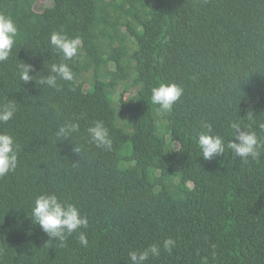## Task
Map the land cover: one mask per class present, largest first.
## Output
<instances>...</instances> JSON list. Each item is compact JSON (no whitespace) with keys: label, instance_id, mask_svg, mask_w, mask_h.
<instances>
[{"label":"trees","instance_id":"16d2710c","mask_svg":"<svg viewBox=\"0 0 264 264\" xmlns=\"http://www.w3.org/2000/svg\"><path fill=\"white\" fill-rule=\"evenodd\" d=\"M38 1L0 0L19 30L0 63V105L18 110L0 131L20 145L0 177V264H131L129 251L154 243L145 264H264V150L244 161L227 147L233 121L264 137V0ZM52 32L82 39L58 89L39 84L62 62ZM21 62L35 80L19 81ZM160 82L184 90L168 115L150 99ZM94 121L110 151L91 142ZM68 122L79 131L58 140ZM205 124L225 141L211 161L197 146ZM53 192L87 216V247L32 223L36 197Z\"/></svg>","mask_w":264,"mask_h":264},{"label":"clouds","instance_id":"9594fccd","mask_svg":"<svg viewBox=\"0 0 264 264\" xmlns=\"http://www.w3.org/2000/svg\"><path fill=\"white\" fill-rule=\"evenodd\" d=\"M19 30L11 16L0 12V63L7 61L10 57L14 45L17 43ZM50 44L62 56V62L53 63L50 67V74L42 76L39 84L49 88L58 89V79L62 81H73L74 73L66 61L77 58L82 47L80 36L69 37L62 32H52L50 34ZM19 81L28 83L35 80L29 73L33 70L28 63L18 64ZM183 88L176 83H158L151 89V103L158 105L157 111L161 115H168L172 112L174 104L183 95ZM18 108L15 101H8L0 105V124L7 123L16 114ZM250 114V113H249ZM248 114V116H249ZM250 118V117H249ZM206 131L198 135L197 146L205 161L223 155L225 153L224 138L217 134H212L210 125H203ZM233 130L232 139L227 143V147L235 154L247 161L249 158L258 160L264 150V137L252 130L251 126H244L239 121L230 123ZM264 130V124L260 125ZM79 131V124L68 122L58 127L55 136L58 140H64ZM87 133L92 143L98 148L111 150L113 145L109 129L103 121H94L87 129ZM75 153L81 152V147L75 146ZM20 145L15 137L7 131H0V177H4L10 172H14L18 165V154ZM34 225H39L49 240L59 241L64 246L68 237L74 232H79L78 241L81 246H88L86 234L80 229H86L89 224L87 216L81 214L80 208L75 203L62 201L56 193H43L36 197L34 206L29 217ZM176 247V241L168 238L163 241L162 248L171 252ZM161 245L154 243L143 250H131L128 257L131 264H145L150 257H159Z\"/></svg>","mask_w":264,"mask_h":264},{"label":"rangeland","instance_id":"374dc122","mask_svg":"<svg viewBox=\"0 0 264 264\" xmlns=\"http://www.w3.org/2000/svg\"><path fill=\"white\" fill-rule=\"evenodd\" d=\"M52 4V0H39L37 3H36V10L38 11H42L44 10L48 5H51ZM88 86V85H87Z\"/></svg>","mask_w":264,"mask_h":264}]
</instances>
